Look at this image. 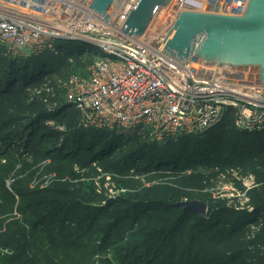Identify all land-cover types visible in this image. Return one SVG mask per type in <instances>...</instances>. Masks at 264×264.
<instances>
[{
  "label": "trees",
  "instance_id": "obj_1",
  "mask_svg": "<svg viewBox=\"0 0 264 264\" xmlns=\"http://www.w3.org/2000/svg\"><path fill=\"white\" fill-rule=\"evenodd\" d=\"M56 48V52L46 51L28 58L11 59L4 56V50L0 47V107L8 103L7 107L13 110L14 104L18 105L22 97L35 96L24 111L23 108L14 110L18 116H26L16 118V121L25 123V126L17 131L0 132L1 148L10 143L19 146L17 139L25 144L32 143L42 128V120L49 115L58 122L66 117H72L76 121L78 113L63 97L64 89L60 86L61 82L59 84V80L63 81L68 77L60 74V71L69 69L70 60L83 65L80 62L83 57L90 59L85 60V63L92 64L94 58L84 56V52H94L95 49L86 43L62 40L56 42ZM28 112L30 114L27 116ZM229 113L214 129L171 138L166 143L153 141L148 129L135 131L134 136L130 135L132 132L125 135L118 134L115 130L86 128L82 124L80 126L78 120L75 124H68L70 134L62 146L57 147L53 142L52 147H56L53 153L42 149L50 155L42 160L51 158L53 165L47 167L49 170H54V163H59L58 166L63 167L66 172L58 171L57 175L62 179L65 175L75 176L74 170L69 171L73 164H79L81 168L90 167L95 171L99 166L104 171L123 176L124 170L134 167L143 172L180 173L197 166H212L216 169L222 162L233 166L239 159L250 162L256 159L253 172L258 176L259 182L264 183V158H261L264 156V130L259 133H241L235 126L232 127L234 115L229 116ZM10 117V112L4 111L0 123ZM47 136L55 137L53 133ZM97 144L98 147L95 148L94 145ZM10 158L8 165L0 166V169L18 171L17 167L22 163L23 168H20L19 173L33 169L39 163L34 157L29 161L31 163L21 158ZM202 174L201 171L194 170L193 173L174 175L180 176V188H199L204 182ZM0 182L3 183L1 178ZM126 184V181H120L118 187H127ZM3 185L0 184V191L8 196ZM151 190L156 191L155 195L147 197L129 191L121 200L126 206L118 207L119 202L103 205V198H94V185L88 182L80 185H73L68 181L56 182L43 192L17 187L16 193L26 198L18 205L24 218L22 222L16 220L8 224L5 231L0 229V246L15 251L13 255H4L2 260L5 264H15L26 253L29 239H33V243L35 240L38 242L33 250L38 251L31 253L29 259H25L22 264H116V255L113 259L101 256H105L108 248L120 243H124L123 249L129 253L124 260L133 253L141 252L144 255L143 264H174V258L181 259L177 256L181 254L178 248L189 238L191 244L186 250L187 254L182 255L192 259L188 264H264V220L254 230L247 231L250 228H245L249 223H256L258 216L264 213V188L252 192L251 204L255 208L253 212L228 209L212 201L206 218L197 213L186 212L178 206L176 203L181 201L180 196L170 187L155 186ZM41 205L45 206L40 207ZM8 206L13 210L11 199ZM67 210L76 214L74 221L78 224H67L68 219L63 215L60 221H54L59 225H46L51 216ZM105 210V219L98 221L95 227L82 228V224L93 223L99 218L98 213ZM192 217L195 222L189 226L188 220ZM122 221L126 224L121 228L122 233H119L120 227H117ZM42 224L47 227L40 228ZM202 239L220 247L223 243L230 244L231 247L228 251L222 248L219 253L204 248L194 251L196 243L202 242ZM159 252H165V257L157 260ZM137 263L138 259L133 258L128 263L117 264Z\"/></svg>",
  "mask_w": 264,
  "mask_h": 264
},
{
  "label": "built area",
  "instance_id": "obj_2",
  "mask_svg": "<svg viewBox=\"0 0 264 264\" xmlns=\"http://www.w3.org/2000/svg\"><path fill=\"white\" fill-rule=\"evenodd\" d=\"M91 1L0 0V27H10L0 31L5 57L55 52L61 40L87 41L114 55L85 53L97 61L89 77L71 76L62 83L66 101L82 114L84 127L125 133L148 128L153 141L166 143L210 130L223 121L227 108H234L239 132L264 130V84L254 68L201 61L180 64L163 52L181 12L241 16L249 0H173L146 35L133 38L123 35L122 28L137 0H120L104 17L90 9ZM55 11L64 14L57 18L65 28L58 33L35 18ZM22 33L33 36L22 42Z\"/></svg>",
  "mask_w": 264,
  "mask_h": 264
},
{
  "label": "rangeland",
  "instance_id": "obj_3",
  "mask_svg": "<svg viewBox=\"0 0 264 264\" xmlns=\"http://www.w3.org/2000/svg\"><path fill=\"white\" fill-rule=\"evenodd\" d=\"M162 11V10H161ZM165 11V10H164ZM94 48V47H93ZM94 54H97L95 57L100 54L99 48H94ZM84 53H87L86 51ZM84 56H89V55H84ZM83 62L82 64H79V62L75 61H68L69 67L68 70H61L60 74L63 76H67L70 78L71 76H79L82 78H88L90 75V72L92 68L96 64V60L92 59L93 63L88 64L85 63V60H90L86 59V57L80 59ZM69 71V72H68ZM59 74V75H60ZM61 75V76H62ZM59 78V77H58ZM64 81V80H63ZM62 80H59V84L61 82V87ZM48 86V85H47ZM46 86V87H47ZM59 86V87H60ZM64 89V88H63ZM34 94V92H32ZM32 94V95H33ZM68 96V91L64 89V94L63 97L67 99ZM35 96L33 98H27V97H22L19 100V104L17 105L14 104L13 110L9 109L7 107V104L0 107V118L2 117L4 111H9L10 112V119L4 120L3 122L0 123V126L2 129H0V132H4L5 130H11V131H17L20 128H23L25 123L16 121L17 117H26L24 115L18 116L14 110H19V108H23V111L27 106H29L33 101H34ZM38 102H41L40 100H35ZM30 112V111H29ZM26 113L28 116L30 113ZM234 112H230L229 116L233 115ZM76 121H80V126H84L83 124V116L82 114L78 113ZM28 118V117H27ZM19 120V119H18ZM29 121V119H28ZM27 121V122H28ZM75 119H72V117H66L62 118L59 122L56 120V118L52 116H47L42 120L41 123V130L38 132V134L33 138L32 143L25 144L20 139H17L19 146L16 144H11L8 146H4L1 148L0 146V166H5L8 165L10 162V157L13 158H21L22 160H28L32 161L31 159L34 157V160L39 162L34 166L33 169L24 171V172H19L21 171L20 168L22 167V163H19L17 169L18 171H12L8 168H1L0 169V178L3 180V183L0 182V184H4L3 188L7 189V192L9 195L7 196L6 194H2L0 191V229L5 231L8 229V224L10 225L11 222L13 221H21L24 218V215L20 214V210L18 209V205L20 202H23L26 200L25 197L19 196V194L16 193L15 188H27L31 191H46L50 189L53 185V183L56 182H70L73 185H80V183H92L94 185V189L96 191L95 195L93 196L94 198H103L104 202L103 205H105L108 201L110 200H115V202H119L118 207H125V203H122V199L125 197L126 193L133 192V193H138L142 194V196H153L155 195L156 191L151 190V188L157 186V187H170L173 192L176 191V194L180 196L179 202L176 204H180L183 202H191V201H200L205 203L207 206L214 201L217 204H221L223 207L225 206L228 209H234V210H241V211H247V212H253L254 207H252V200H251V195L252 192L255 190H262L264 188V183L259 182L258 176L253 172L255 170V163L256 159L253 160L252 162L250 161H240V159L235 163L233 166L232 164H224L223 162L221 163L220 167H216V169H213L214 167L209 166V167H204V166H197L193 168H189L184 170L183 172H171V171H161V172H156V171H150V172H143L140 169H137L136 167L126 169L124 170V175L118 176L115 174V172H109L108 170L104 171L102 168L97 166L96 171L92 168H81L79 164H73V167L69 168L70 172H75V176L71 177L69 175H65V178H59L57 173H66L63 167H59L58 164L54 163L53 169L54 170H49L47 167L49 165H53V161H51V158L46 159L43 161V158H47L50 155L46 154L43 152L42 149L46 150H51L52 153L55 151L56 147H52L53 142L57 147L62 146L64 144L65 138L70 134V131L68 129V124L72 125L75 124ZM235 126V117L232 119V127ZM236 127V126H235ZM4 128V129H3ZM148 129V128H145ZM55 136L52 138H49L47 135L52 134ZM118 134H125V132H117ZM134 136V132H132ZM136 133V132H135ZM51 142V144H49ZM71 141L69 140L68 143ZM67 143V145H68ZM25 144V145H23ZM16 147H15V146ZM52 147V148H51ZM94 147H98L97 145H94ZM40 148V150H39ZM49 148V149H48ZM39 150V151H38ZM256 153V152H255ZM261 158H264L261 157ZM20 162V160L18 161ZM31 163V162H29ZM254 164V165H253ZM95 165V164H94ZM96 166V165H95ZM23 168V167H22ZM21 168V169H22ZM94 168V167H93ZM259 168V166H258ZM194 170L197 172L201 171L204 175V182L201 187L199 188H180L179 187V177L180 176H175V175H180L183 173H193ZM69 172V173H70ZM18 173V174H17ZM67 173V174H69ZM175 174V175H174ZM174 176V177H173ZM120 181H126L127 182V187L124 186L119 188L118 183ZM78 188V187H76ZM74 190V189H73ZM146 191V193H144ZM203 198V200H202ZM13 201V210H10L8 203L9 200ZM207 201H204V200ZM16 201V202H15ZM98 204V203H96ZM44 207L45 205H41L40 207ZM107 211H103L99 214V218H97L93 223H84L82 224V228H91L92 226H96L95 224L100 221L105 219V214ZM145 214V213H144ZM65 215L66 218L68 219L67 224L69 223L70 225L78 224V222L74 221L76 218V214L71 212L70 210H67L66 212L59 211L56 216H51L50 221L46 222V225L53 226V225H59L57 222L55 223V220L61 219V217ZM201 216V215H200ZM203 217V216H201ZM204 216V218H206ZM262 220H264V213H261L258 216V219H256V223L253 224H247L245 228H250L247 229L249 230H254L257 228L259 224H262ZM189 226L191 223L195 222V218H191L188 220ZM66 224V225H67ZM81 225V223H79ZM125 221H122L118 223L119 228L118 231L119 233H122L121 228L125 225ZM46 225H40V228ZM74 226V225H73ZM87 233L88 231L85 230ZM250 236V235H249ZM182 236H180L181 238ZM120 238V236H119ZM179 238V239H180ZM30 243L25 249V254L21 257V259L17 260L15 264H22V262L25 259H29L31 253L35 254L38 250L34 249L35 246H38L37 240L34 241L33 239H29ZM200 243H196V249H193L194 251L199 250V249H211L212 252L214 253H219L222 251V248L225 250H230L229 247L230 244H222L220 245H215L209 240H204ZM189 238L184 242L185 244L183 246H180L178 248V252L181 254H178L177 256H180V260H177L176 258L173 259L174 264H188L192 259H189V257L185 256L182 257V255L187 254L186 250L189 248L191 242L189 241ZM224 242V241H222ZM100 244V243H99ZM124 243H120L117 245H114L112 248H108L106 250L105 256H101L102 258H110L113 259L115 258V263L117 264L118 262H125L128 263L131 261L133 258L138 259L137 264H143V256L141 252H136L131 254V256L128 259L124 260V257L129 254L128 252L124 251ZM193 248V247H192ZM263 248V247H262ZM169 249V248H168ZM185 252V253H184ZM15 253L14 250L4 248L0 246V264H5L2 260L3 257L6 255H13ZM165 252H159L158 254V259L160 260L163 259L165 256ZM5 255V256H4ZM176 256V257H177ZM32 259V258H31ZM117 259V260H116Z\"/></svg>",
  "mask_w": 264,
  "mask_h": 264
},
{
  "label": "water",
  "instance_id": "obj_4",
  "mask_svg": "<svg viewBox=\"0 0 264 264\" xmlns=\"http://www.w3.org/2000/svg\"><path fill=\"white\" fill-rule=\"evenodd\" d=\"M119 1L92 0L89 7L94 13L104 17ZM172 2L173 0H137L123 25V35L131 38L146 35L153 27L158 13ZM72 42L94 45L82 40ZM163 43V52L180 64L201 61L237 68H254L264 84V0H249L241 16L185 10L180 13ZM114 202L115 200H110L105 205ZM177 205L186 212L203 217L208 213V206L200 201Z\"/></svg>",
  "mask_w": 264,
  "mask_h": 264
},
{
  "label": "bare ground",
  "instance_id": "obj_5",
  "mask_svg": "<svg viewBox=\"0 0 264 264\" xmlns=\"http://www.w3.org/2000/svg\"><path fill=\"white\" fill-rule=\"evenodd\" d=\"M11 5L13 4V2H9ZM0 7H2V6H0ZM8 7V6H7ZM9 8V7H8ZM116 8V6L114 7V9ZM16 11H18V10H16ZM64 14H60L59 15V12L58 11H55L53 14H52V16H51V12L50 13H46V14H44V15H41V16H38V15H36L35 16V18H38L39 20H41V21H43V22H45V23H43V24H45L47 27H49V28H52L53 29V31H56V32H54V33H58L59 31L61 32V31H63V29H65L64 28V26H63V23L61 22V20L59 19V21H57V18H62V16H63ZM12 19H14V20H16L17 22H19V20H18V18H12ZM37 26V25H36ZM10 27L9 26H6L5 28H2V27H0V31L2 32V31H8V29H9ZM162 27H160V29H159V31H162ZM12 33H14V30L13 31H11ZM37 32H38V30H37ZM33 36V34L32 33H22L21 34V41L22 42H26V41H28L29 40V38H31ZM99 50H100V54H103V55H105V56H114L113 54H110V53H108V52H106L105 50H103V49H101V48H99ZM57 51V48H55V52ZM92 50H88L87 52H91ZM170 86L172 87V88H174V85H172V84H170ZM183 88L184 87H180V89L181 90H183ZM175 89V88H174ZM261 91H264V90H261ZM176 92H178V93H180V92H182V91H180V90H176ZM228 112H233V110H234V108H227L226 109ZM221 124V122H219V123H217L216 125H214L213 127H211L210 128V130L211 129H214V128H216L217 126H219Z\"/></svg>",
  "mask_w": 264,
  "mask_h": 264
}]
</instances>
